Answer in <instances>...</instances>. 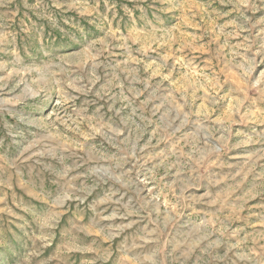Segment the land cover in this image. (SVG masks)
<instances>
[{
  "label": "rangeland",
  "instance_id": "obj_1",
  "mask_svg": "<svg viewBox=\"0 0 264 264\" xmlns=\"http://www.w3.org/2000/svg\"><path fill=\"white\" fill-rule=\"evenodd\" d=\"M0 264H264V0H0Z\"/></svg>",
  "mask_w": 264,
  "mask_h": 264
}]
</instances>
